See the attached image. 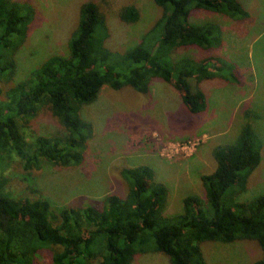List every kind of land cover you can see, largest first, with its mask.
Returning <instances> with one entry per match:
<instances>
[{
	"label": "trees",
	"instance_id": "trees-1",
	"mask_svg": "<svg viewBox=\"0 0 264 264\" xmlns=\"http://www.w3.org/2000/svg\"><path fill=\"white\" fill-rule=\"evenodd\" d=\"M154 2L163 10L162 17L137 46L123 53L105 46L106 17L95 2L85 3L68 54L48 57L7 92L5 101L0 100V264H36L39 253L53 247L58 250L52 264H132L137 255L147 253H163L172 264H209L203 243L240 240L257 242L263 256L254 264H264V196L247 202L236 199L262 161L263 142L250 124L243 126L233 144L215 150L217 168L202 177L205 198H184L177 219L164 214L166 190L155 182L149 166L124 170L128 194L108 196L102 209L57 207L42 197L16 199L6 188L3 173L9 159L21 161L31 192H36L30 184L34 171L83 163L93 127L79 110L95 103L106 85L147 94L152 82L162 79L180 93L192 114H199L206 109V98L202 91L193 90L192 80L211 79L215 74L236 80L221 59L175 58L174 53L191 47L219 48L221 28L192 23V14L204 11L244 20L249 13L240 0ZM120 17L132 24L140 13L131 6ZM33 20L31 6L0 0V78L15 75L14 58ZM43 106L50 107L65 134L29 142L23 128Z\"/></svg>",
	"mask_w": 264,
	"mask_h": 264
},
{
	"label": "rangeland",
	"instance_id": "rangeland-1",
	"mask_svg": "<svg viewBox=\"0 0 264 264\" xmlns=\"http://www.w3.org/2000/svg\"><path fill=\"white\" fill-rule=\"evenodd\" d=\"M16 1L33 8L34 20L15 55V75L0 78L2 101L11 88L28 78L48 57L68 54V43L85 3L93 1L99 6L109 34L105 46L121 53L137 46L163 15L154 0ZM240 1L249 13L244 20L204 11L192 14V23H213L221 28L219 48L203 51L191 47L174 53L175 58L221 59L228 73L235 76V81L218 74L191 81L193 90L205 94L204 111L192 114L180 93L162 79L154 80L147 94L131 87L116 90L106 85L95 103L79 110L80 117L93 127L83 163L34 171L30 184L36 192H31L23 179L21 161L9 159L3 175L12 196L32 200L42 197L57 207L102 209L108 196L128 194L130 183L122 175L124 170L149 166L155 182L166 190L164 214L177 219L183 213L184 198H205L202 177L217 168L215 150L233 144L246 124L262 139V161L249 176L246 191L236 199L247 202L264 196V0ZM131 6L139 11L140 18L128 24L120 14ZM23 132L33 142L39 137L62 136L65 128L50 107L43 106ZM56 250L57 247L42 250L36 264H52ZM202 250L209 264H254L263 256L260 245L249 240L206 242ZM132 264L172 263L163 253H147L137 255Z\"/></svg>",
	"mask_w": 264,
	"mask_h": 264
}]
</instances>
